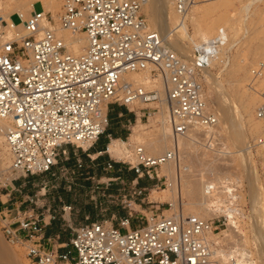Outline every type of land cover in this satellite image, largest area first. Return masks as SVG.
Here are the masks:
<instances>
[{"label":"built area","instance_id":"obj_1","mask_svg":"<svg viewBox=\"0 0 264 264\" xmlns=\"http://www.w3.org/2000/svg\"><path fill=\"white\" fill-rule=\"evenodd\" d=\"M145 1L61 0L60 26L84 32L88 40L77 55L51 28L52 16L41 1L39 11L35 2L27 14L16 12L17 23L0 17V116L13 120L5 132L11 169L18 174L13 181L52 172L67 146L92 147L106 133L110 104L130 108L164 101L168 106L173 146L157 157L141 147L133 150L135 163L129 168L135 185L143 177L166 182L158 168L176 158L178 138L197 127L208 131L217 125L218 116L204 96L202 73L218 56L223 35L196 44L187 60L149 27L142 12ZM172 1L185 16L196 0ZM146 69L161 87L148 89L123 79L125 73ZM251 75L249 86L261 93L256 116L264 124V89L256 87L264 75V58ZM154 108L139 110L150 116ZM258 144L264 145V136ZM40 222L38 216H24L17 228L6 230L11 240L26 238V254L34 264H239V248L226 250L209 237L225 223L221 218L174 213L139 225L131 224V216L117 224L92 220L73 228L63 251L45 248ZM218 248L230 254L226 261Z\"/></svg>","mask_w":264,"mask_h":264},{"label":"rangeland","instance_id":"obj_2","mask_svg":"<svg viewBox=\"0 0 264 264\" xmlns=\"http://www.w3.org/2000/svg\"><path fill=\"white\" fill-rule=\"evenodd\" d=\"M167 1L166 9L172 15V0ZM232 1L234 7L230 8V12L225 11L223 14L225 17L223 28L226 36L233 37L234 33L236 34L233 37L234 45L232 44L231 48L227 50V55L231 59L234 55L238 56L237 54L240 55V58H243L247 56V52L257 43L258 34L262 30L260 21H257L259 20L258 14L264 13V1H255L251 5L250 10L246 12L241 10V7L247 0ZM148 4L143 6L142 12L147 19L149 27L157 30L148 16L147 10L150 8V4ZM10 8H12V5H9V8L7 6V11ZM22 8L25 10L24 6ZM34 8L36 11H39L41 9V3L39 1L36 2ZM7 11L4 12L5 16ZM15 13L13 12L8 16L12 17V20L17 23L20 21V18ZM50 14L53 21L52 25L55 26L56 19L52 12ZM187 25L190 35H193V26L189 23V20H187ZM215 35H217L216 32ZM195 40L196 38L194 37ZM189 44L192 46V42L189 41ZM176 52L183 58L190 60V57L187 55L188 53H186L187 51ZM243 59H246V57ZM245 62L247 64L246 67L252 69L254 62L250 64L248 60H245ZM138 73L140 75L145 74L142 71ZM208 74L213 78L211 79V81H214L213 84H210V81L207 80L206 76ZM202 75L204 96H206L205 98L211 104L209 107L219 117L217 125L212 130L206 131L202 128H197L194 131L196 139L192 147L193 152L189 155L183 153L181 156L180 164L189 165L190 169H192V172L187 168H181L180 170L181 193L184 203L182 210L185 214L190 215L186 212L188 210L190 212L189 208L195 205V203H190V199L185 191L186 187L184 184L182 185L185 179H194L200 190H202L203 181L211 179L219 181L217 186L223 187L228 185L233 189L232 192L236 194V198L232 199L229 205L236 206L232 219L236 221L237 228L233 226L235 231L229 228L231 224L230 217L227 211L223 210V207L216 211L204 210V218H221L225 222L218 233L216 232L217 235L210 236V239L216 237V242L226 250H229L230 247H237L240 251L242 250L244 252L246 250V253L251 254L250 257L256 264H264V235L262 231H260L262 235L259 231H256L262 228V216L264 217V147L257 145L258 140H256V137H253L254 135L249 130L251 126L249 111L253 110L254 106L249 109L241 107L242 119L239 120L238 116L237 119L233 116V123L230 121L227 122L223 113L224 109L219 103L222 95H226V98L227 95L229 97L231 96V99L233 97L226 71L222 73L220 67L215 65L204 69ZM219 80L221 81L220 83H218ZM249 80L250 78L245 82L246 88L250 89L255 95H260L257 93V90L251 89ZM221 83L222 92L218 88V85ZM154 87L158 88V85H149L146 88L151 89ZM256 87L257 89H263L264 82L259 81ZM229 97L228 99H230ZM260 100L261 98L259 97ZM112 106L114 105L110 104L108 109L109 125L112 122L110 115ZM147 106L156 108H154L150 116H143V113H139V108ZM257 106L255 107V113ZM130 108L135 109L137 115L140 114L142 116L141 121L144 123V134H151L150 136H153L158 132V123L155 122V119L160 115V103H141ZM136 122L133 121L132 124L124 127L120 125L123 130H127V138H123V140L128 143V148L131 147L130 144H139L136 139L130 138L132 127ZM240 130L245 132V140L247 141L244 142L239 137H232L233 134L235 135ZM106 135L107 130L98 141L106 144L104 153L98 155L93 154V147L88 148V146L84 145L80 148L67 146V154L61 155L59 159L60 163L49 173L32 175L13 181V178L18 176L16 175L17 173L11 172L8 168L0 167V190L9 192L10 190L8 189L13 186L20 187L21 189V192H18L15 198H12L13 194L8 197L17 206L15 209L16 214H9L8 216L0 209V249L10 255L11 264H34L26 254V238L22 236L20 237L21 240H11L6 231L9 228L15 229L19 226V221H14L18 217H21V219L24 216L34 218L38 215L40 219L44 218L47 221L55 220L58 227L65 228L64 233L66 236L71 237L73 228L92 220H105L117 224L120 218L131 216V224L139 225L145 222L146 218L151 220L154 216L161 214L170 216L178 212V204L175 207L169 205L173 200V197H171L172 186L170 178L167 176L168 173L165 165H161L158 168V172L160 175H166L168 185L164 182V178L158 181L157 179H148L146 177L139 179V181L143 180L146 183L143 186H140L139 183L136 185L133 184L132 181L135 178V173L129 167L130 162L134 164L135 161L128 160V157L125 160H118L116 157L111 156L107 151V145L111 140ZM114 138L116 137L112 139ZM247 143L249 144L252 155V158H249L250 162H248L249 159H246L247 157H243L245 158L244 160L241 159V155L239 156L242 148L248 146ZM2 148L3 151L0 150V155L3 154L9 157L4 142L0 146V149ZM225 148L226 150H224ZM87 154H91L94 159L86 157ZM66 157L69 159H65ZM251 163L253 164L249 166ZM8 164L10 165V162ZM174 164L172 165L173 170L175 169ZM253 165L258 171L259 177H255L257 180L251 175V167ZM201 173L204 174L202 175ZM116 174H121V176L118 179H109V177ZM200 178H202L201 182L198 181ZM256 190L260 191L259 195L256 193ZM254 194L259 203H256L257 200L254 199ZM257 195L260 197L258 198ZM201 197L202 193L199 191L195 201L198 202ZM225 203H228V201H225ZM196 208L197 206H195ZM166 209L169 210L166 211ZM19 210L21 211L20 213ZM259 211H261L260 217L258 215L260 214ZM42 223L43 221H41ZM10 224L11 226L9 227ZM4 263L1 262L0 264Z\"/></svg>","mask_w":264,"mask_h":264},{"label":"bare ground","instance_id":"obj_3","mask_svg":"<svg viewBox=\"0 0 264 264\" xmlns=\"http://www.w3.org/2000/svg\"><path fill=\"white\" fill-rule=\"evenodd\" d=\"M37 1H41L43 3L45 12L53 13L56 19V24L55 26L51 24L52 26L51 28L55 29V31L65 39L66 43L69 46V51L76 55L82 53V51L85 49V47L88 44L86 34L84 32L77 33V34L72 33L71 31L62 28L58 22V13L60 10L61 0L60 2L59 0H8V1L0 0V17L8 18V15H10L13 12H20L22 14H27L33 8V4ZM255 1H264V0H247V2L241 7V10L245 12L250 10L251 5ZM167 2H168L167 0H146L145 4H148V3L150 4L149 6L150 8L147 10V13H148L151 23H153L155 28L163 36L167 44H169V46L173 50L184 51V52L187 51L186 53H188L187 55L191 59L193 56V48L196 44H199L200 42L210 39L211 37H213V33L215 35V32L216 34L223 35L225 42L220 47L218 56L214 59V61L212 62L210 66L218 65L222 73L226 71V74L229 77L228 82L230 83L231 92L233 93V97L231 99L230 98L231 96L229 97L227 95V98H226L225 97L226 95L225 96L222 95L219 103L224 109L223 113L225 115L227 122L230 121L231 123H233V120H234L233 116H235L236 119H237V116L239 120L242 119L241 107L249 109L254 106L253 110L249 111V115L251 116L250 117L251 126L249 127V130L254 135L253 137H256V140H258L259 138H262L264 136V124L261 121V119H259L256 116V113H255V107L260 102L259 97L261 98V95L256 94L257 95L256 96L252 91H250V89L246 88L245 82L248 81L249 78L251 79L252 75H250L251 68L248 69L246 67L247 64L245 60H248L249 64L254 62L252 65L255 66L258 63V61L264 57V13L258 14L259 18L257 17L259 19L257 22L260 21L259 23L262 26V30L258 34L257 43L250 49L249 52H247V56H245L246 59H243L245 57L243 58L241 57L242 58L241 59L239 57L240 55L237 54L238 56L232 55L234 57V58L232 57L233 59L232 60L227 55V50L230 49L232 44L234 43L233 37H235L236 34L234 33L233 37H228L226 36V33L223 28L224 18H225L223 14L225 11L230 12L229 11L230 8L234 7L232 0H196L185 16H181L179 12L175 9L174 5L172 9V15L169 14L168 10L166 9ZM171 3L173 4V1H171ZM9 5L10 6L12 5V8L8 9L7 11V6L9 8ZM22 6H24L25 10H23ZM152 6H156V7H152ZM5 11H7L6 16L4 15ZM187 20H189V23H191V25L193 26V31H192L193 35L191 34L192 36L189 33ZM194 37L196 38L195 41H194ZM189 41L192 42V46L189 44ZM141 71L145 74L140 75V73L138 72L125 73L123 75V79L141 83L145 87L149 85H158V87H161V82L152 77L149 69L141 70ZM206 78L208 81H210V84H213L214 81H211V79L213 78H211L209 74L206 76ZM259 81L264 82V75L258 79L257 84L259 83ZM220 82L221 81L219 80L218 83ZM155 83H158V84H155ZM221 85L222 83L218 85V88H220L222 92L223 89ZM257 93L261 94L259 92ZM228 97L230 99H228ZM206 101L208 105L210 106L211 104L209 103L208 99H206ZM159 103H160V108H161V110L159 111L160 115L155 119V122L158 123L157 124L158 132L155 133V135L153 136H150L151 134L150 135L144 134V130H143L144 123L141 121L142 116L140 115L141 112L139 111L140 114L137 115V122L135 123V125H133L132 131L130 133V138L136 139L138 141L137 143L139 144H135V145L130 144L131 147L128 148V143L125 140L121 138L111 139V141L107 145V151L111 154V156L116 157L118 160L119 159L125 160L128 157V160L130 159L132 161L133 160L135 161L133 150L137 149L138 147L143 148L145 154L151 157L160 156L161 154L167 152L168 150L172 148L173 146V139L171 135L172 127H171V123L169 120L168 106L166 102L164 101H161ZM214 109L216 110V108ZM12 122H13L12 118L0 116V146L3 145V142H4L6 149L8 150V155H9V157H6L3 154L0 155V167L8 168V170H11V172H12V169H11L12 158H11L9 148L6 144L5 132L11 126ZM196 129H192L188 133L178 138L177 145L175 144L176 147L178 148V153H177L176 158L172 160H168L167 162L162 164V165H165V167L167 168L168 174L167 173L166 174L167 176H169L171 186H172L171 197H173V200L171 202V206L175 207L176 204L179 205L177 213H184L182 210V206L184 205V203L182 200V193H181V178H180L181 171L180 170L181 168L190 169L189 165L180 164L181 158H182L181 156L183 155V153H187V155H189L191 154V152H193L192 147L196 139V135L194 131ZM234 133L236 132L234 131ZM244 133H245L244 131L240 130L235 135L233 134L232 137L242 138L243 141L245 142L247 140H245L246 137ZM257 145H259L258 142H257ZM84 146H88V144H84ZM261 146L264 147V145H261ZM0 150L3 151V148ZM148 150L151 151V153H149ZM224 150H226V148ZM240 155L242 156L241 159H244V160L246 157H247L246 159L252 158L251 149L249 148V144L247 147L242 148V152L239 153V156ZM250 159L248 160V162H250ZM9 162H10V165L8 164ZM173 163H175L174 170L172 167ZM252 164L253 163H251L249 166H251ZM251 169H252L251 175L254 178L255 177L258 178L259 177L258 171L255 169L254 165L251 167ZM190 172H192V169H190ZM201 174L203 175L204 173H201ZM202 178H200L198 181L201 182ZM218 182L219 181L215 179L203 181L202 190H200L197 185V182L194 179H191V178L185 179V181L182 182V185L184 184V186L186 187L185 191L190 199V203H195L193 207L189 208L190 212L188 210L186 213L204 218L205 217V214L203 213L204 210L205 211H209V210L216 211L218 209H222L223 207V210L227 211V214L230 217V223L233 224L232 226L230 224L229 228L232 231H235L234 227L237 228V225H236V221H234L232 217H233V212L236 210L235 208L236 206L235 207L231 206L229 205V203L232 202V199L236 198V194L232 192L233 189L230 188L228 185H225L223 187L217 186ZM257 185L261 186L260 184H257ZM199 191L202 193V197L200 198L198 202H196L195 199ZM259 192L260 191H257L256 193L259 195ZM255 194H254V199L257 200V198H255L256 197ZM226 197L228 198L225 199ZM259 197L260 196H258V198ZM225 201H228V203H225ZM257 202L259 203L258 200L256 201V203ZM195 206H197L196 209H195ZM168 210L169 209H166V211ZM258 210H261V209H258ZM259 213L260 214L258 215L260 217L261 211H259ZM262 218H263L261 221L262 225L260 224L262 228H259L260 230H256V231L257 232L259 231L260 234H261L260 231H262L264 235V217L262 216ZM215 235H217V233H210L209 237L215 236ZM215 238H212V240L216 241ZM217 254L223 258V261H226L230 255L229 253H226L223 249H219V248L217 249ZM250 255L251 254L246 253V250L245 252L242 250L241 251L239 250V257H238L239 264H251L250 263L251 260H249ZM1 262L3 263L5 262L4 264H11L10 255L6 253L5 251H3L2 249H0V263Z\"/></svg>","mask_w":264,"mask_h":264},{"label":"crops","instance_id":"obj_4","mask_svg":"<svg viewBox=\"0 0 264 264\" xmlns=\"http://www.w3.org/2000/svg\"><path fill=\"white\" fill-rule=\"evenodd\" d=\"M111 108V125L107 128V135L106 137H109L110 140L113 137L116 138H127V130H123L122 127L128 126L132 124L133 121H137V118H135L134 113L132 110L126 106L113 104ZM99 141V140H98ZM96 142L92 147L94 152L93 154H102L105 152V145L102 142ZM86 157L89 159H94L91 154H87ZM121 176V174L112 175L109 177V179H118ZM29 181V180H28ZM27 181V182H28ZM146 184L143 180L139 181V185L143 186ZM20 186V185H19ZM9 192H4L2 189L0 190V209L2 212H4L6 215L9 216V214H16L15 209L17 206H15V202L13 200L10 201L8 199L9 196H12V198H15V196L18 194V192H21L20 187L13 186L12 188L8 189ZM21 211L19 210V213ZM38 216V215H37ZM8 219V217H7ZM21 217L16 218L14 221H19ZM43 221V223L40 225L42 226V235L47 239L44 241V246L46 249H57L59 248L60 251H63L64 248H60L64 244L68 243L70 241L71 237L66 236L64 233L65 228L58 227L55 220H46V219H40ZM11 224L9 225V227ZM72 235V234H71ZM48 238H51V240H48Z\"/></svg>","mask_w":264,"mask_h":264}]
</instances>
